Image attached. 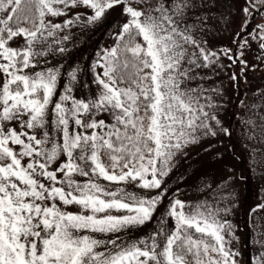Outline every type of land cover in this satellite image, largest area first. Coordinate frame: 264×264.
I'll return each instance as SVG.
<instances>
[{
	"label": "snow or ice",
	"instance_id": "snow-or-ice-1",
	"mask_svg": "<svg viewBox=\"0 0 264 264\" xmlns=\"http://www.w3.org/2000/svg\"><path fill=\"white\" fill-rule=\"evenodd\" d=\"M205 3L0 0V264H241L227 205L175 196L164 203L177 153L202 137L231 135L217 116L220 90L194 84L205 78L200 71L242 57L251 47L245 35L264 50V23L246 32L264 0H246L236 52L209 48ZM77 6L92 10L87 24L116 7L125 17L87 81L78 65L47 59L67 51L61 33L81 14L62 23L48 17ZM79 88L87 91L77 95ZM160 206L166 212L151 234L120 239ZM255 242L254 264H264V240Z\"/></svg>",
	"mask_w": 264,
	"mask_h": 264
},
{
	"label": "rangeland",
	"instance_id": "rangeland-1",
	"mask_svg": "<svg viewBox=\"0 0 264 264\" xmlns=\"http://www.w3.org/2000/svg\"><path fill=\"white\" fill-rule=\"evenodd\" d=\"M246 6V0H206L202 11L209 17V31L204 37L209 48L217 52L231 48L236 52L235 41L246 19L243 12ZM76 13L81 14L80 21L61 33L69 37L62 45L67 51L63 54L53 52L47 59L52 65L62 63L65 69L78 65L84 69L83 80L87 81L89 65L98 52L114 44L112 34L118 31L125 17L120 7H116L107 12L102 21L87 24L86 17L92 10L77 6L70 8L67 16L48 19L62 23ZM248 19L252 22L246 32L251 33L256 25L264 23V9ZM245 39L250 41L251 47L243 49L242 57L238 54L234 60L221 57L222 67L214 72L201 70L199 75L205 78L194 82L220 90V95L214 97V103L219 106L217 116L223 127L230 129L231 135L202 137L198 143L188 145L183 154L177 153L165 177L169 194L164 203L166 205L175 196L190 204L227 205L230 208L227 218L235 226V236L239 238L232 241V247L239 249L241 264H254V257L261 252L255 241L264 240V236L258 235L264 233V209L258 208L264 205V142H260L264 137V50L251 36L245 35ZM86 91L79 88L77 95ZM246 121H253L255 126L244 123ZM253 133L255 138L249 139ZM68 210L75 212L78 207L70 206ZM165 212L166 208L158 207L159 214L153 221L122 233L120 239L138 240L148 236ZM167 227H173L170 218Z\"/></svg>",
	"mask_w": 264,
	"mask_h": 264
}]
</instances>
